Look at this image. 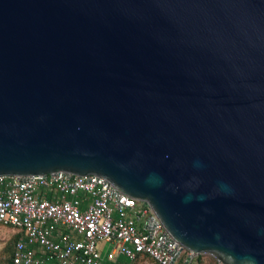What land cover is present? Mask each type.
<instances>
[{
  "label": "water",
  "instance_id": "95a60500",
  "mask_svg": "<svg viewBox=\"0 0 264 264\" xmlns=\"http://www.w3.org/2000/svg\"><path fill=\"white\" fill-rule=\"evenodd\" d=\"M59 171L264 264V0H0V175Z\"/></svg>",
  "mask_w": 264,
  "mask_h": 264
},
{
  "label": "built area",
  "instance_id": "2783aa9c",
  "mask_svg": "<svg viewBox=\"0 0 264 264\" xmlns=\"http://www.w3.org/2000/svg\"><path fill=\"white\" fill-rule=\"evenodd\" d=\"M0 224L22 232L11 264H103L102 243L109 259L175 264L197 255L142 202L95 174L0 175Z\"/></svg>",
  "mask_w": 264,
  "mask_h": 264
},
{
  "label": "rangeland",
  "instance_id": "374dc122",
  "mask_svg": "<svg viewBox=\"0 0 264 264\" xmlns=\"http://www.w3.org/2000/svg\"><path fill=\"white\" fill-rule=\"evenodd\" d=\"M12 229L10 227H6L4 225H0V264H10L9 262V247L13 246V234L11 233ZM196 256V255H194ZM193 256V258H194ZM213 256V255H212ZM189 254H185L184 259H188ZM116 258H120L116 255ZM192 258V260H193ZM215 258V257H214ZM123 259V258H122ZM216 259V258H215ZM192 262V261H191ZM221 263V262H220ZM134 264H157L155 261L147 258L140 259ZM205 264H214L209 258L205 259Z\"/></svg>",
  "mask_w": 264,
  "mask_h": 264
},
{
  "label": "trees",
  "instance_id": "16d2710c",
  "mask_svg": "<svg viewBox=\"0 0 264 264\" xmlns=\"http://www.w3.org/2000/svg\"><path fill=\"white\" fill-rule=\"evenodd\" d=\"M21 236V233L13 239L12 243L13 246H11V248H9V252L11 253V256L9 258V262L11 264L12 262V257L14 254V249H15V244L17 239ZM141 258H147V259H151L150 257H141ZM141 258H137L136 260H127L125 264H134L135 262L139 261ZM209 258L212 262H214V264H221L217 259L214 258V256H212L211 254H197L196 256H194L192 262H190V264H205V259ZM154 261V260H153ZM175 264H185V259L184 257H182L178 262H176Z\"/></svg>",
  "mask_w": 264,
  "mask_h": 264
},
{
  "label": "crops",
  "instance_id": "0c3cea01",
  "mask_svg": "<svg viewBox=\"0 0 264 264\" xmlns=\"http://www.w3.org/2000/svg\"><path fill=\"white\" fill-rule=\"evenodd\" d=\"M1 225V224H0ZM5 226V225H4ZM6 227H10L12 230V236H14L13 238H15L16 236H17V234L19 235L20 233H21V235H22V232L18 229V228H16V227H13V226H6ZM71 232H72V234H74V236L75 237H78L77 235H76V233L73 231V230H70ZM21 237V236H20ZM19 239V238H18ZM17 239V240H18ZM9 248H11V246L9 247ZM8 248V249H9ZM101 249L103 250V255H104V263L103 264H125L126 263V261L128 260V258H126V257H121V256H119L120 258H115V259H109V257L107 256L108 255V251L111 249V247H109V245H107V244H105V243H102L101 244ZM9 251V250H8ZM10 256H11V253L9 252V258H10ZM123 258V259H122Z\"/></svg>",
  "mask_w": 264,
  "mask_h": 264
}]
</instances>
